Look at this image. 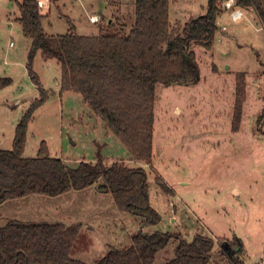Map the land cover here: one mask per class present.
<instances>
[{
	"label": "rangeland",
	"instance_id": "374dc122",
	"mask_svg": "<svg viewBox=\"0 0 264 264\" xmlns=\"http://www.w3.org/2000/svg\"><path fill=\"white\" fill-rule=\"evenodd\" d=\"M43 1L47 3L41 8L47 14L43 27L48 35L66 34L69 22L80 35H96L108 23L129 21L135 8L134 0ZM224 1H218L220 31L213 49L191 46L199 77L188 84L157 85L152 165L135 161L81 95L72 91L61 94V67L56 59H47L41 52L34 57L33 70L48 99L28 125L23 157H36L45 141L50 155L61 157L70 167L83 160L95 163L98 151L106 164L119 161L143 167L149 174L151 205L162 216L160 224L142 226L141 219L120 211L112 195L104 193L93 197L71 191L52 197L59 208L50 207L46 214L31 203L30 222H83L74 258L94 264L111 248L130 246L131 236L143 230L147 234L181 233L188 242L196 234L211 237L216 242L212 264H228L221 244L235 238L244 246L246 264H264V27L254 11H245L239 22L232 21ZM18 2L22 0H0V78L12 79L0 89L3 150L13 148L19 121L40 95L27 68L32 40L17 20ZM207 2L171 0L172 28L183 29L192 18L205 15ZM92 16L99 19L96 24L91 23ZM241 72L247 73L246 100L240 127L234 131L235 87ZM157 176L164 179L168 191L157 185ZM93 205L108 212L95 214L89 221ZM10 206L0 205V212H11ZM10 221L0 220V227ZM88 222L93 231L86 229ZM177 244L171 241L153 264L174 258Z\"/></svg>",
	"mask_w": 264,
	"mask_h": 264
},
{
	"label": "trees",
	"instance_id": "16d2710c",
	"mask_svg": "<svg viewBox=\"0 0 264 264\" xmlns=\"http://www.w3.org/2000/svg\"><path fill=\"white\" fill-rule=\"evenodd\" d=\"M38 1L18 2L17 20L24 35L32 40L27 68L40 95L19 121L13 148L0 149V205L32 194L57 197L97 187L100 193L112 195L120 211L141 219L142 226L160 224L162 216L151 205L149 174L143 167L119 161L106 164L100 151L95 163L83 160L70 167L61 157L50 155L45 141L36 157H23L28 125L48 99L33 70V60L38 52L56 59L61 67V94L72 91L81 95L135 161L152 165L157 85L188 84L199 77L191 46L213 49L220 31V0H208L205 15L192 18L183 29L171 26V0H134L129 21L108 23L99 34L90 36L78 34L71 22L66 34L48 35L43 27L47 14ZM237 6L254 11L264 27V0H237ZM246 77L247 73L241 72L237 78L234 131L243 117ZM11 83L10 78H0V89ZM156 182L168 191L163 178L157 176ZM81 229V224L11 220L0 227V264H87L72 256ZM171 241L178 243L175 256L165 264H212L216 242L211 237L196 234L188 242L181 233L147 234L143 230L131 236L130 246L111 248L94 264H153ZM221 247L228 264H246L239 240L225 241Z\"/></svg>",
	"mask_w": 264,
	"mask_h": 264
},
{
	"label": "crops",
	"instance_id": "0c3cea01",
	"mask_svg": "<svg viewBox=\"0 0 264 264\" xmlns=\"http://www.w3.org/2000/svg\"><path fill=\"white\" fill-rule=\"evenodd\" d=\"M93 24H96V23H93ZM57 85H59V81H58ZM82 192L91 193L93 195V197H97V196H100L103 194V193H100L97 191V187H91V188H88L86 190H82ZM72 193H74V192H72ZM60 196H63V195H60ZM45 197L46 198H39L37 196V194H32V195H28V196L23 197V198L9 200V201L4 202L1 205H5V206L11 205L9 207L11 212H8V211L0 212V220L4 221L6 219H9V220H19V221H24V222H30L31 220H33V218L28 215L29 213L32 212L31 209H33V207L31 206V203L34 204V206H36L38 208L42 207L43 213H45V214L48 213V211H46V210H49L50 207H56L57 203L54 201V198L48 197V196H45ZM57 197H59V196H57ZM94 206L95 205H93V207L91 209H89V210H94V211L89 212L87 215L90 218L89 221H92V218L95 214H99V213L102 214L104 212L106 214L108 212L107 209L103 210L102 208H100V206H96V207H94ZM34 221H32V222H34ZM61 223H63V222H61ZM80 223L83 224V222H80ZM89 223L90 222L87 223L86 229L89 231L90 230L93 231V227L90 226ZM105 248H106V246L102 249L101 253L104 252Z\"/></svg>",
	"mask_w": 264,
	"mask_h": 264
},
{
	"label": "built area",
	"instance_id": "2783aa9c",
	"mask_svg": "<svg viewBox=\"0 0 264 264\" xmlns=\"http://www.w3.org/2000/svg\"><path fill=\"white\" fill-rule=\"evenodd\" d=\"M38 5L40 8H43L47 5V3L43 0L38 1ZM223 7L225 12H228L232 18V21L239 22L245 17V9L237 6V0H225L223 3ZM99 19L94 16L91 17L92 23H97Z\"/></svg>",
	"mask_w": 264,
	"mask_h": 264
}]
</instances>
